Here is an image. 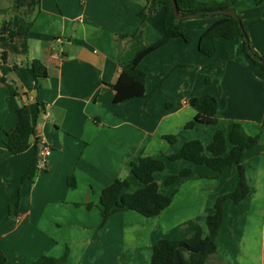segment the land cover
<instances>
[{"label":"crops","instance_id":"1","mask_svg":"<svg viewBox=\"0 0 264 264\" xmlns=\"http://www.w3.org/2000/svg\"><path fill=\"white\" fill-rule=\"evenodd\" d=\"M34 1L0 0V23L10 21L17 31L12 41H0V254L10 264H33L67 249L66 264H151L158 239L185 238L195 224L205 236L206 218L217 197L236 187L237 169L218 175L161 153L177 152L192 139L209 144L216 130L228 135L237 121L249 135H259V142L241 159L249 193L237 204L223 203L215 258L264 264V71L245 54L243 40L217 38L216 53L207 57L198 50L199 37L218 17L185 19L180 24L189 42L171 38L139 63L148 97L114 103L111 85L119 62L164 33L159 0ZM237 11L251 49L264 55V0H238ZM59 48L61 58L55 55ZM33 59L47 70L38 89L26 67ZM203 94L217 98V123L185 128L196 113L188 99ZM21 103L30 107L34 133L26 151L11 154L5 142ZM164 135L175 136L174 142ZM42 143L51 149L47 166L22 181L31 161H38ZM138 156L164 161L154 178L160 192L173 193L172 202L150 217L134 210L111 213L96 245L101 191L124 178L129 181L124 192L140 188L130 174V162ZM170 166L173 172L190 168L197 178L178 189L166 185L162 174Z\"/></svg>","mask_w":264,"mask_h":264},{"label":"trees","instance_id":"2","mask_svg":"<svg viewBox=\"0 0 264 264\" xmlns=\"http://www.w3.org/2000/svg\"><path fill=\"white\" fill-rule=\"evenodd\" d=\"M174 1L176 2L177 12L184 17L182 20L218 17L199 37L198 50L202 54L207 57L214 56L217 38L232 39L238 36L243 40L245 54L264 71V55H258L251 49L242 17L237 11L238 0ZM34 3L36 4L34 0H28L27 2L28 5H33ZM159 3L164 10L162 21L164 33L155 42L135 52L131 58L119 62L120 73L118 79L111 85L114 90V103L147 96L145 94L146 73L139 67V63L146 55L174 37H180L186 42L190 41V34L180 24L182 20H177L173 14L171 1L159 0ZM229 8H234L237 16L214 13L216 9ZM16 34L17 31L12 22L3 21L0 23V41H12ZM26 67L28 73L34 79V88L38 89L41 86L42 79L47 76L46 67L38 59L28 62ZM205 81L208 82L209 78L206 77ZM24 95H27V93ZM187 102L195 109L196 113L193 119L184 124L185 128H192L197 123L208 125L217 123L216 111L218 102L215 96L203 94L191 97ZM33 133L34 127L30 116V107L26 103H21L18 108L17 125L10 139L5 142L8 152L18 154L26 151L30 147L29 138ZM164 138L170 143L175 140L173 135H164ZM258 142L259 135H249L242 124L235 121L228 135L218 129L214 132L209 144H204L198 139H192L184 142L177 152L167 151L161 153V156H165L172 161L185 159L196 164L205 165L216 171L218 175L225 169L236 168L238 180L236 187L232 191L217 197L214 204V212L206 218L208 233L205 236L202 235L201 226L195 224L193 230L185 238L158 239L152 248L151 264H204L208 260H214L215 264H226L215 258L217 251L215 237L223 218V203L229 199L237 204L249 193L250 187L246 181L241 159L244 152L257 145ZM164 167L165 164L161 157L138 156L130 162V174L142 184L140 188L133 192H124L129 187V181L124 178L115 179L102 189L99 198L102 220L94 236V244L98 245L100 243L99 231L111 213L122 210H134L150 217L159 214L170 205L173 193L167 195L160 192L154 178V173L162 171ZM37 170V158H34L23 173L21 180H33ZM191 178H197V176L192 175L190 168H183L177 173L166 175L164 182L166 185L177 184L176 189H178L180 183ZM70 186L73 187V184L70 183ZM86 206L90 208L92 203L88 202ZM67 258L68 250L66 249L60 257L42 255L33 264H66ZM0 264H10L2 254H0Z\"/></svg>","mask_w":264,"mask_h":264},{"label":"built area","instance_id":"3","mask_svg":"<svg viewBox=\"0 0 264 264\" xmlns=\"http://www.w3.org/2000/svg\"><path fill=\"white\" fill-rule=\"evenodd\" d=\"M58 41H61V40L58 39ZM62 54H63L62 48L61 49L59 48V50L55 53L56 57H60V58ZM50 152H51V149L47 144L42 143L39 146V149H38L39 159L37 161V167L44 168L47 166V158L50 155Z\"/></svg>","mask_w":264,"mask_h":264},{"label":"water","instance_id":"4","mask_svg":"<svg viewBox=\"0 0 264 264\" xmlns=\"http://www.w3.org/2000/svg\"><path fill=\"white\" fill-rule=\"evenodd\" d=\"M171 1V7H172V11L173 14L175 16V18L177 20H182L184 17L181 16L178 12H177V8H176V2L174 0H170ZM214 13L217 14H226V15H232V16H237L236 10L234 8H229V9H216L214 11Z\"/></svg>","mask_w":264,"mask_h":264},{"label":"rangeland","instance_id":"5","mask_svg":"<svg viewBox=\"0 0 264 264\" xmlns=\"http://www.w3.org/2000/svg\"><path fill=\"white\" fill-rule=\"evenodd\" d=\"M209 18H211V17H209ZM188 19H190V18H188ZM185 20V19H184ZM183 21V20H182ZM174 170H173V167H168L165 171H164V173L162 174V176H165V175H170V174H173V173H177L178 171L176 170L175 172H173ZM124 176V175H123ZM158 176V175H157Z\"/></svg>","mask_w":264,"mask_h":264}]
</instances>
